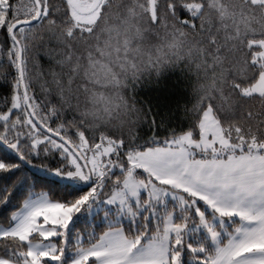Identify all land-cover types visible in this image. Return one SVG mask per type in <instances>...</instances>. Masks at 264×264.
<instances>
[{
	"label": "snow or ice",
	"instance_id": "6c2138e0",
	"mask_svg": "<svg viewBox=\"0 0 264 264\" xmlns=\"http://www.w3.org/2000/svg\"><path fill=\"white\" fill-rule=\"evenodd\" d=\"M0 264H264V0H0Z\"/></svg>",
	"mask_w": 264,
	"mask_h": 264
},
{
	"label": "trees",
	"instance_id": "16d2710c",
	"mask_svg": "<svg viewBox=\"0 0 264 264\" xmlns=\"http://www.w3.org/2000/svg\"><path fill=\"white\" fill-rule=\"evenodd\" d=\"M44 63H45V66H46V61H44Z\"/></svg>",
	"mask_w": 264,
	"mask_h": 264
}]
</instances>
